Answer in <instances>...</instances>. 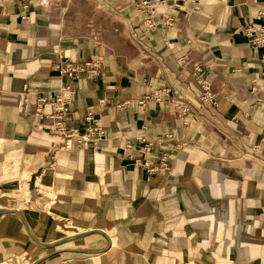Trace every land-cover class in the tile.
Here are the masks:
<instances>
[{
  "label": "crops",
  "instance_id": "crops-1",
  "mask_svg": "<svg viewBox=\"0 0 264 264\" xmlns=\"http://www.w3.org/2000/svg\"><path fill=\"white\" fill-rule=\"evenodd\" d=\"M259 12L264 0H0V264H264V75L244 33ZM85 61L96 74L63 73ZM61 83L68 137L35 114ZM88 112L104 135L79 144Z\"/></svg>",
  "mask_w": 264,
  "mask_h": 264
},
{
  "label": "built area",
  "instance_id": "built-area-1",
  "mask_svg": "<svg viewBox=\"0 0 264 264\" xmlns=\"http://www.w3.org/2000/svg\"><path fill=\"white\" fill-rule=\"evenodd\" d=\"M143 4L148 5V1H143ZM259 15L264 16V12H259ZM163 22L171 24L173 17L169 13L162 15ZM144 27L152 29L155 27V22L151 19H147L144 23ZM244 33L249 39V42L255 50L260 52L261 70L264 75V22L254 23L251 22L245 26ZM97 65L89 61H85L82 65H71L67 68H63V73L68 77L73 76L78 71H85L89 76H93L97 70ZM201 100L204 102H214V93L210 88V82L202 80L201 82ZM163 94H167V89L163 90ZM74 91L68 83H61L57 89L48 90L38 96L35 107V114L39 119L47 121V126L52 129L58 135L68 137L73 133V128L67 124L69 119L70 110L69 105L73 101ZM186 108L182 107V112ZM85 120L88 121V125L84 132L80 134L79 144L85 143L88 138L101 137L104 135V128L99 123V120L94 117L92 112H88ZM149 144H147L148 147ZM148 149V148H146ZM160 168H167V162L164 156L160 161ZM153 171L154 168H149Z\"/></svg>",
  "mask_w": 264,
  "mask_h": 264
},
{
  "label": "rangeland",
  "instance_id": "rangeland-1",
  "mask_svg": "<svg viewBox=\"0 0 264 264\" xmlns=\"http://www.w3.org/2000/svg\"><path fill=\"white\" fill-rule=\"evenodd\" d=\"M33 163V161L32 162H30V164H32ZM22 167V165H20V168ZM37 167H35V168H32V169H30V173L33 171V170H35ZM25 169V166L23 167V170ZM17 170V169H16ZM20 178H16L15 177V179H13L14 181L12 182L13 184V187L15 186V184L17 183V181L19 180ZM31 180H32V175H30V177H29V179H28V182H30L31 183ZM5 182V181H4ZM5 183H7V182H5ZM9 193V192H8ZM7 196H9L10 197V199H12V200H17L18 201V199H20L21 197H18L16 194H14V193H9ZM69 230V229H68ZM62 233H68L67 232V229H64V230H62Z\"/></svg>",
  "mask_w": 264,
  "mask_h": 264
},
{
  "label": "water",
  "instance_id": "water-1",
  "mask_svg": "<svg viewBox=\"0 0 264 264\" xmlns=\"http://www.w3.org/2000/svg\"><path fill=\"white\" fill-rule=\"evenodd\" d=\"M14 211L18 212V213L21 215V212H20L19 210L14 209ZM84 233H85V232L77 233V234H74V235L69 236V237H67V238H75V237H78V236H80V235H82V234H84ZM32 237H33V236H32ZM33 239H35V238L33 237Z\"/></svg>",
  "mask_w": 264,
  "mask_h": 264
}]
</instances>
